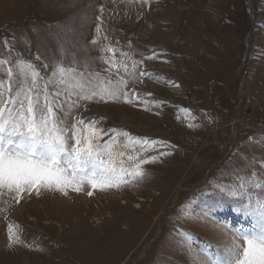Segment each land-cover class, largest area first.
<instances>
[{
  "label": "rangeland",
  "instance_id": "obj_1",
  "mask_svg": "<svg viewBox=\"0 0 264 264\" xmlns=\"http://www.w3.org/2000/svg\"><path fill=\"white\" fill-rule=\"evenodd\" d=\"M138 1L126 13L130 0H0L4 87L21 58L45 81L62 59L94 88L123 90L115 100L64 93L69 124L83 117L147 138L122 158L125 167L129 156L143 158V177L95 189L85 181L86 200L71 187L0 189V264H200L202 249L215 253L231 229L252 226L246 198L228 189L245 177L259 184L245 191L264 197V0Z\"/></svg>",
  "mask_w": 264,
  "mask_h": 264
},
{
  "label": "snow or ice",
  "instance_id": "obj_2",
  "mask_svg": "<svg viewBox=\"0 0 264 264\" xmlns=\"http://www.w3.org/2000/svg\"><path fill=\"white\" fill-rule=\"evenodd\" d=\"M5 63L0 60V65ZM74 71V68L66 70L62 59L47 81L31 61L22 58L17 61L15 74L12 67L7 69L10 83L4 87L0 81V189L19 194L33 189L38 193L44 188L66 195L69 187L80 191L85 181L93 189L118 187L125 176L137 179L145 174L143 158L129 156L128 167L122 158L134 140L147 143V138H133L117 129H100L98 121H85L83 117L71 124L67 122L70 111H64V102L59 99L64 93L65 99L75 95L82 100L94 97L115 100L123 92L119 87L94 88L90 75L87 78L84 73L73 75ZM50 83L64 88L50 93ZM75 106L70 104L69 110ZM109 131L116 135L104 140ZM121 135L127 141L124 144L120 143ZM237 179L240 184L228 189L229 194L246 198L242 208L246 216L252 217L253 224L250 228L231 229L234 235L230 242L215 253L202 249L207 260H201L200 264H264V197L253 198L245 191L246 183L259 186L258 182L240 176ZM216 187L225 190L228 186ZM8 230L10 240L19 239L11 224ZM180 234L183 243L190 246L192 233L182 230Z\"/></svg>",
  "mask_w": 264,
  "mask_h": 264
},
{
  "label": "crops",
  "instance_id": "obj_3",
  "mask_svg": "<svg viewBox=\"0 0 264 264\" xmlns=\"http://www.w3.org/2000/svg\"><path fill=\"white\" fill-rule=\"evenodd\" d=\"M130 1L133 2V3H135V4L130 5L129 8H127V12H126V13H128L129 10H131L133 13H135V12L137 11V8L139 7V5H138L136 2H138V3H140V2H139L138 0H130ZM157 1H158V0H157ZM164 4H165V3H162V4H156L157 7H159V8L162 7L161 9H162L163 13H164V9H163ZM146 9H147V7H146ZM153 9H155V7H154L153 4H151V7H149V8L147 9V10H149V12L151 13V15H152L153 13H155V12H152ZM135 10H136V11H135ZM144 10H145V9H144ZM144 10L142 9L143 12H144ZM155 10H156V9H155ZM120 12H121V11H118V14H119V15H118V16H119L118 18H117L116 16H114L113 18H114V19H117V20H118V19H121V17H120ZM143 12L140 11V14H139V15H142ZM169 12H170V11H168V14H166V15L168 16V19L170 18L171 23H173V20L176 19V15H177V14L174 13V12H171L172 14H171V16H170V15H169ZM150 13H149V14H150ZM149 14H147V15H149ZM121 15H122V14H121ZM125 15H126V14H125ZM131 15H133V14L126 15V19H127L128 17L130 18ZM137 16H138V15H137ZM122 17H124V14L122 15ZM137 18H138V17H136L135 20H137ZM144 19H145V21H147L148 18L145 17ZM168 19H166V20L164 19L165 22H167ZM163 22H164V21H162L161 24H163Z\"/></svg>",
  "mask_w": 264,
  "mask_h": 264
},
{
  "label": "bare ground",
  "instance_id": "obj_4",
  "mask_svg": "<svg viewBox=\"0 0 264 264\" xmlns=\"http://www.w3.org/2000/svg\"><path fill=\"white\" fill-rule=\"evenodd\" d=\"M250 4V3H249ZM167 10V11H166ZM168 11H169V9H168V4L166 5V7H165V10H164V12L167 14L168 13ZM164 18L162 17V20H163ZM161 20V21H162ZM169 25V21L167 20V24H166V26H168ZM256 25V24H255ZM130 56V55H129ZM130 61V60H129ZM128 63V62H127ZM130 64V63H129ZM154 79V78H153ZM157 86V85H156ZM155 89H158V87H156ZM152 93V92H151ZM126 117V116H125ZM123 120V119H122ZM125 120V119H124ZM128 122V121H127ZM81 190V189H80ZM86 190V189H85ZM84 189H82L81 191H79L78 193H82L83 195L81 196V197H79V198H77V199H82V201H83V199L84 200H86V195H87V190L85 191ZM96 196V195H95ZM91 197H93V196H91ZM89 199V198H88ZM87 199V200H88ZM144 200V199H143ZM61 201V200H60ZM138 206V205H137ZM173 209V208H172ZM111 214V213H110ZM109 214V215H110ZM48 215V214H47ZM213 221V220H212ZM225 221V220H224ZM49 222V221H48ZM52 223V222H51ZM100 223V222H99ZM225 224V223H224ZM223 225V224H222ZM207 226V225H206ZM126 229V228H125ZM227 230V229H226ZM227 233V232H226ZM207 258V257H206Z\"/></svg>",
  "mask_w": 264,
  "mask_h": 264
},
{
  "label": "water",
  "instance_id": "obj_5",
  "mask_svg": "<svg viewBox=\"0 0 264 264\" xmlns=\"http://www.w3.org/2000/svg\"><path fill=\"white\" fill-rule=\"evenodd\" d=\"M250 5V4H249Z\"/></svg>",
  "mask_w": 264,
  "mask_h": 264
}]
</instances>
